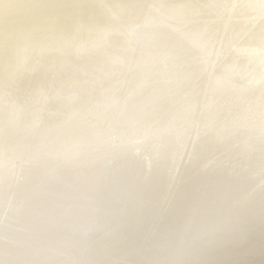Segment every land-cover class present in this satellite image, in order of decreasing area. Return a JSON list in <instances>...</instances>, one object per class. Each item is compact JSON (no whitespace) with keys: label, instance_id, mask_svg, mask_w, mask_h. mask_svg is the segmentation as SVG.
Segmentation results:
<instances>
[{"label":"bare ground","instance_id":"1","mask_svg":"<svg viewBox=\"0 0 264 264\" xmlns=\"http://www.w3.org/2000/svg\"><path fill=\"white\" fill-rule=\"evenodd\" d=\"M0 264H264V0H0Z\"/></svg>","mask_w":264,"mask_h":264},{"label":"rangeland","instance_id":"2","mask_svg":"<svg viewBox=\"0 0 264 264\" xmlns=\"http://www.w3.org/2000/svg\"><path fill=\"white\" fill-rule=\"evenodd\" d=\"M191 60H192V59H191ZM190 63H191V62H190ZM200 83H201V82H200ZM200 83H199V85H200ZM119 97H120V95L118 94V98H119ZM231 107H232V105L229 106V108H231ZM115 110H116V109H114L113 112H114V114H117V113H118V109H117L116 111H115ZM50 113H51V112H50ZM223 113L226 114V113H228V112H225V111H224ZM49 117H50V116H49ZM230 117H231V116H230ZM39 124H40V123H39Z\"/></svg>","mask_w":264,"mask_h":264}]
</instances>
